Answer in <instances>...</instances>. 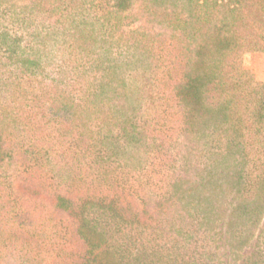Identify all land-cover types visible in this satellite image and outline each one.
<instances>
[{"label": "trees", "instance_id": "1", "mask_svg": "<svg viewBox=\"0 0 264 264\" xmlns=\"http://www.w3.org/2000/svg\"><path fill=\"white\" fill-rule=\"evenodd\" d=\"M248 53L264 0H0V264H264Z\"/></svg>", "mask_w": 264, "mask_h": 264}, {"label": "rangeland", "instance_id": "2", "mask_svg": "<svg viewBox=\"0 0 264 264\" xmlns=\"http://www.w3.org/2000/svg\"><path fill=\"white\" fill-rule=\"evenodd\" d=\"M243 65L245 69L254 74L257 80L264 83V53H248L244 55ZM264 225L261 227L263 229ZM217 246L219 256L224 264H235L233 256L231 255L229 248L225 247L224 243L217 237ZM257 248V240L255 239L251 246L241 253V258L246 257L253 253Z\"/></svg>", "mask_w": 264, "mask_h": 264}]
</instances>
